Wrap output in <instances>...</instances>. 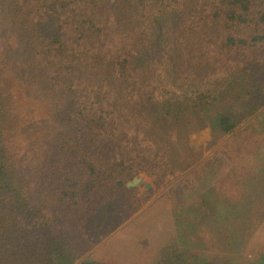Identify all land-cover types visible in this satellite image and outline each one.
I'll use <instances>...</instances> for the list:
<instances>
[{"label": "trees", "instance_id": "obj_1", "mask_svg": "<svg viewBox=\"0 0 264 264\" xmlns=\"http://www.w3.org/2000/svg\"><path fill=\"white\" fill-rule=\"evenodd\" d=\"M0 11V264H104L66 258L63 231L140 174L156 189L177 178L180 121L230 134L264 110V0H0ZM168 18V56L140 62ZM6 29L50 123L26 170L8 130L19 105ZM154 264L214 263L170 244Z\"/></svg>", "mask_w": 264, "mask_h": 264}, {"label": "rangeland", "instance_id": "obj_2", "mask_svg": "<svg viewBox=\"0 0 264 264\" xmlns=\"http://www.w3.org/2000/svg\"><path fill=\"white\" fill-rule=\"evenodd\" d=\"M0 17L3 19L2 13ZM172 21L171 18H168L167 21L160 24L156 39L138 53L140 62L164 59L168 56L166 34ZM6 31L9 34L7 41L9 46L5 54L4 74L13 90L15 89V98L19 105L18 115L14 116L15 118L12 117L13 120H11L12 123L8 130L12 133L11 142L21 170H26L32 165L34 152L43 143V139L40 137L44 128L50 123L42 116L43 112L39 105L30 99L25 81L26 72L23 66H18L16 63V60L21 61L20 48L15 42L14 35L10 34V30L6 29ZM228 102L230 100L226 105ZM232 105L240 106L238 102H232ZM131 106L133 105L129 106V110L132 109ZM141 106H136L135 112L137 117L142 119L155 108L154 104ZM253 119L242 122L230 134L220 133V130L208 126L188 132L196 122L182 120L176 124V133L178 132L181 136L182 140L179 143L182 145L177 150L179 153L177 158L173 154L170 158L179 168L180 164H187L191 154L197 158L202 154L208 155L209 152L217 151L219 145L231 136H234L235 139L230 138L229 142L234 146L237 144L236 146L240 148L243 145L241 141L244 140V147L249 152H256L262 147L264 151V110L258 118ZM34 122L36 126L39 125L38 128ZM200 122H205V120ZM29 130H32V136L28 134ZM198 168L202 170V166H198ZM200 170H195V173ZM195 173L189 172L184 180L188 181L190 178L197 180L194 195H196V190L198 192L205 186V184H199L198 181L208 178L196 176ZM146 182H149L150 186ZM169 184L161 189H156L145 174H140L139 180L128 185L127 190L117 192L114 198L102 203L89 215L84 224L63 231L62 240L69 244L66 258L75 256L77 257L75 262L88 258V260L91 259L89 261H100L104 264H154L165 246L173 244L187 252L191 259L199 262L264 264V256L259 255L257 239L250 241L248 249H244L242 246L241 232L237 234L239 237L236 236L238 244L234 242L231 245L230 240L228 242L217 240L215 243L214 238L211 237V231H209V228H214V225L208 226L207 221L203 218H192L187 214L185 216L177 215L173 203L179 199L174 190L183 196L187 189L183 191V182H177L167 192ZM218 188L219 190L214 191L218 195L217 197L225 198L227 195V200L235 197L234 204L229 207L231 210L233 208L237 211L241 206L237 196L240 194V189L235 186L230 188L229 184L219 185ZM193 192L194 190L191 191V195ZM201 195L202 202L209 201V190ZM263 201L264 197H262L261 203ZM192 210H200V208ZM237 227L241 228V224ZM219 228L222 226H218L213 233L217 239L221 234L218 231L223 229ZM224 237L223 233L222 238Z\"/></svg>", "mask_w": 264, "mask_h": 264}, {"label": "crops", "instance_id": "obj_3", "mask_svg": "<svg viewBox=\"0 0 264 264\" xmlns=\"http://www.w3.org/2000/svg\"><path fill=\"white\" fill-rule=\"evenodd\" d=\"M258 117L259 115L253 120ZM220 133L224 132L220 131ZM230 138L235 139L234 136ZM230 138L224 140L217 151L209 152L208 155L202 154L203 156L196 158L191 154L187 164H183L185 167L181 170L180 175L168 185L167 192L177 182H183V191L187 189L183 196L174 190L179 199L173 203L177 215L185 216L187 214L192 218H203L207 221L208 226L214 225V228H209V231H211V237L214 238L215 243L217 240L226 242L230 240L231 245L234 242L238 244L236 236L239 237L237 234L241 232L242 246L244 249H248L250 241L257 239L259 255L264 256V201L261 203V199L264 197L263 147L256 152H249L244 147V140L241 139L243 145L239 148L236 146L237 144L234 146L229 142ZM198 166H202V170ZM195 170H200V172L195 173ZM189 172H194L196 176L208 177L198 181L199 184H205V186L198 192L196 190V195L194 193L197 180L190 178L188 181H184ZM223 184H229L230 188L235 186L240 189V194L237 196L241 206L237 211L230 208L234 204L235 197L227 200V195H225V198L219 196V199L214 192L219 190V185ZM192 190L194 192L191 195ZM207 190L210 191L209 201L202 202L201 194ZM195 208H200V210H192ZM236 224L238 226L241 224V228ZM218 226H222L223 229L219 228L222 230L218 231L221 234L217 239L213 233ZM223 233L225 234L224 238H222Z\"/></svg>", "mask_w": 264, "mask_h": 264}, {"label": "water", "instance_id": "obj_4", "mask_svg": "<svg viewBox=\"0 0 264 264\" xmlns=\"http://www.w3.org/2000/svg\"><path fill=\"white\" fill-rule=\"evenodd\" d=\"M137 180H139V176L134 177L133 180H131L130 182L127 183V185H132V184H134L135 181H137ZM146 184H147L148 186H150V183H149V182H146ZM89 260H91V259H89Z\"/></svg>", "mask_w": 264, "mask_h": 264}]
</instances>
